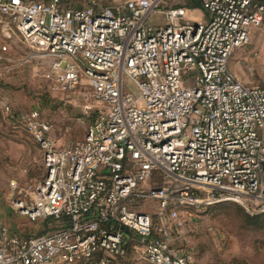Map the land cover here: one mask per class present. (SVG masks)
Here are the masks:
<instances>
[{"label": "built area", "instance_id": "1", "mask_svg": "<svg viewBox=\"0 0 264 264\" xmlns=\"http://www.w3.org/2000/svg\"><path fill=\"white\" fill-rule=\"evenodd\" d=\"M198 1L0 0V18L48 58L51 90H88L95 103L84 140L66 148L36 111L17 118L45 173L14 208L54 227L31 237L0 225V264H119L124 229L149 264H192L154 236L142 204L154 205L159 233L188 208L242 201L264 212V89L228 69L264 23V0ZM153 12L163 24L148 23Z\"/></svg>", "mask_w": 264, "mask_h": 264}, {"label": "rangeland", "instance_id": "2", "mask_svg": "<svg viewBox=\"0 0 264 264\" xmlns=\"http://www.w3.org/2000/svg\"><path fill=\"white\" fill-rule=\"evenodd\" d=\"M123 1L59 3L61 9L116 10ZM148 23L163 24V15L151 13ZM259 29H264V23ZM255 47L250 84L264 89V36ZM47 69L48 58L25 44L14 25L0 18V224L15 234L31 237L49 233L54 224L30 223L14 208L18 200L30 201L33 187L45 173L41 151L17 118L36 111L39 121L49 125V136L58 148L83 141L95 118V103L82 97L89 94L88 90H51L44 78ZM241 203L223 202L206 209L181 210L176 220L164 221L163 234L157 231L161 225L154 216V205L142 204L140 209L152 215L154 236L167 241L171 254L188 256L192 264H264V212L250 202ZM125 237V257L119 264H149L140 254L138 237L130 232Z\"/></svg>", "mask_w": 264, "mask_h": 264}, {"label": "crops", "instance_id": "3", "mask_svg": "<svg viewBox=\"0 0 264 264\" xmlns=\"http://www.w3.org/2000/svg\"><path fill=\"white\" fill-rule=\"evenodd\" d=\"M263 33L264 29L253 30L250 43L245 47L237 48L229 59L228 69L236 78L244 83H252L249 76L252 72V56L256 51V43L264 36Z\"/></svg>", "mask_w": 264, "mask_h": 264}, {"label": "trees", "instance_id": "4", "mask_svg": "<svg viewBox=\"0 0 264 264\" xmlns=\"http://www.w3.org/2000/svg\"><path fill=\"white\" fill-rule=\"evenodd\" d=\"M186 5H187V6H195V7H199V1H198V0H187ZM216 205H217V204H216ZM212 206H214V205H212ZM210 207H211V206H210ZM208 208H209V207H208ZM254 219H255V218H254ZM123 232L126 234V233L129 232V231H127L126 229H124Z\"/></svg>", "mask_w": 264, "mask_h": 264}]
</instances>
